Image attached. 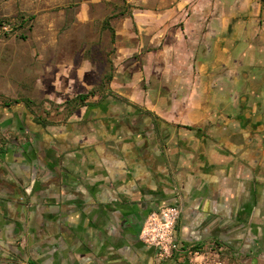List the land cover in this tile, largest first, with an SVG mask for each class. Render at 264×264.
Here are the masks:
<instances>
[{
	"label": "crops",
	"instance_id": "obj_1",
	"mask_svg": "<svg viewBox=\"0 0 264 264\" xmlns=\"http://www.w3.org/2000/svg\"><path fill=\"white\" fill-rule=\"evenodd\" d=\"M124 1L109 86L71 103L87 61L0 91V264H159L169 205L182 247L264 250V0Z\"/></svg>",
	"mask_w": 264,
	"mask_h": 264
},
{
	"label": "rangeland",
	"instance_id": "obj_2",
	"mask_svg": "<svg viewBox=\"0 0 264 264\" xmlns=\"http://www.w3.org/2000/svg\"><path fill=\"white\" fill-rule=\"evenodd\" d=\"M3 1L5 9L0 12V19L27 16L31 18V24L6 39V43L0 42V91L5 86L14 93L27 86L34 88L38 77L41 79L39 86H44L49 81L52 67L60 68L73 62L77 66L87 61L94 69L86 76L84 87L98 91L109 86L108 75L114 73V60L123 47L113 43L112 31L106 27L105 20L110 18L116 31H121L120 38L117 36L120 44L130 43L131 26L126 18L132 11L131 3L124 0ZM121 12L127 14L122 15ZM124 56L126 60L130 58L126 54ZM42 98L45 99L44 96ZM12 99L16 101L21 96L16 95ZM62 113L65 111L58 112ZM214 245L223 248L220 251L223 264H264V250L235 256L219 243L189 248L209 249ZM215 258L211 255L209 263L215 264ZM167 264H189V254Z\"/></svg>",
	"mask_w": 264,
	"mask_h": 264
},
{
	"label": "built area",
	"instance_id": "obj_3",
	"mask_svg": "<svg viewBox=\"0 0 264 264\" xmlns=\"http://www.w3.org/2000/svg\"><path fill=\"white\" fill-rule=\"evenodd\" d=\"M31 19L22 16L18 19H0V42L16 35L19 30L29 27ZM180 217V208L175 205L162 207L151 211L141 228L140 239L153 246L160 259L159 264H167L175 258L182 259L189 254V264H210L212 255L215 264H223L220 260V251L223 248L214 245L208 248H183L177 238V224Z\"/></svg>",
	"mask_w": 264,
	"mask_h": 264
},
{
	"label": "trees",
	"instance_id": "obj_4",
	"mask_svg": "<svg viewBox=\"0 0 264 264\" xmlns=\"http://www.w3.org/2000/svg\"><path fill=\"white\" fill-rule=\"evenodd\" d=\"M31 19V18H30ZM105 25L107 28H109L111 31H112V40H113V43L115 42V39H116V33H115V29L114 27L112 26L111 24V21H110V18H107L105 20ZM113 78V75L110 74L108 76V81L110 82L111 79ZM94 91H90L89 93H86V94H79L77 95L76 97H74L72 100H71V103L72 104H79V103H84L86 102V100L91 96L93 95ZM18 101V100H16Z\"/></svg>",
	"mask_w": 264,
	"mask_h": 264
}]
</instances>
